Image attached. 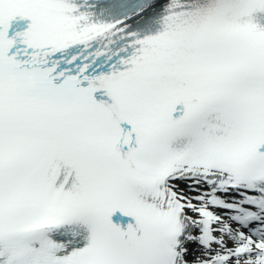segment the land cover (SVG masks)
Instances as JSON below:
<instances>
[{
    "label": "snow or ice",
    "instance_id": "6c2138e0",
    "mask_svg": "<svg viewBox=\"0 0 264 264\" xmlns=\"http://www.w3.org/2000/svg\"><path fill=\"white\" fill-rule=\"evenodd\" d=\"M0 264H264V0H0Z\"/></svg>",
    "mask_w": 264,
    "mask_h": 264
}]
</instances>
